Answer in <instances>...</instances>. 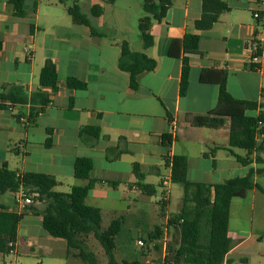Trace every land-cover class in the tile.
<instances>
[{
  "label": "crops",
  "instance_id": "0c3cea01",
  "mask_svg": "<svg viewBox=\"0 0 264 264\" xmlns=\"http://www.w3.org/2000/svg\"><path fill=\"white\" fill-rule=\"evenodd\" d=\"M89 1L88 14L80 0L75 3L90 17L92 26L100 34L74 23L67 11L71 5L66 0H27L25 18L12 14L9 0H0V93L6 85H22L30 95L42 92L50 101L39 114L36 125L27 121L30 104L23 107L7 104L0 109V165L7 163L20 174L53 176L58 181L54 190L62 192L57 190L60 188L65 190L62 193H69L73 186L90 182L77 178L74 171L76 159L88 157L94 167L92 178L97 183L86 203L101 210L103 228L114 219L123 218V227L128 221L139 227L145 224V228L150 227L148 237L158 226L168 231L170 217L184 205L183 201L177 213L169 211L171 188L175 184L171 180L175 155L188 159L187 175L192 182L222 183L245 176L253 168L257 183L258 175L264 173V152L259 154L261 164L254 161L245 166L227 150L211 151L213 147L230 144V118L219 129L192 126L188 118L208 115L217 107L221 71L227 72V90L233 98L258 104L257 110L247 111V115L264 112V48L258 52L260 59L254 64L246 50L252 40L264 43V6H258L259 0H221L230 10L221 14L211 29L204 31L195 27L203 15L204 0H172L165 19L152 25L154 45L148 49L144 48L142 37L136 42L130 37V0H125L121 7L118 0L113 4ZM35 2L38 6L33 13ZM96 4L104 9L100 17L91 16ZM136 5L143 8L142 0H136ZM258 9L261 17L255 18L254 12ZM108 11L112 18L106 19ZM190 33L200 35L198 50L186 51L177 45L174 52L179 57L171 56L173 42L182 41ZM124 41L132 51L145 53L157 62L153 71L139 76L137 90L130 84V74L119 68ZM186 55L190 58V76L188 90L182 95ZM47 61L57 68L55 89L40 85V73ZM203 73L206 82L201 81ZM71 77L87 83V88L70 89L67 79ZM22 112L25 117L19 118ZM85 127L98 128L100 135L95 136L92 131L82 133ZM167 134L172 135L170 146L162 138ZM48 139L51 140L49 147L46 146ZM18 147L20 155L13 150ZM235 152L241 156L246 153L241 149ZM136 165L143 175L141 179L135 173ZM162 168L169 170V175L161 176L158 185L148 183L153 174L161 175ZM141 184L154 186L155 193H144ZM256 190H250L246 197L250 193L254 198ZM8 194L12 197L7 198ZM154 195L159 197V208L149 205L146 210ZM16 196L14 193L0 196V209L24 214L14 253H0V264H12L6 257L16 255L21 247L42 263L52 257L61 262L67 259L70 264L72 257L77 261L74 264H86L76 252L68 250L66 240L44 231V202L20 208ZM237 222L231 213L232 249L224 264H234L233 254L250 238L237 228ZM148 250L143 253V260H136L153 264L156 257ZM163 251L164 259L165 248Z\"/></svg>",
  "mask_w": 264,
  "mask_h": 264
},
{
  "label": "trees",
  "instance_id": "16d2710c",
  "mask_svg": "<svg viewBox=\"0 0 264 264\" xmlns=\"http://www.w3.org/2000/svg\"><path fill=\"white\" fill-rule=\"evenodd\" d=\"M113 4L115 0H102ZM27 0H9L12 14L18 18L28 15ZM145 15L139 19V31L145 49L154 45L151 34L154 22L165 19L172 0H142ZM37 2L33 5V13L37 10ZM229 6L221 0H204L203 15L195 22L198 30L211 29L218 22L221 14L229 11ZM67 11L76 24L85 25L92 29L93 34H100L91 23L88 15L82 12L81 7L75 3L68 6ZM104 12L101 4H96L91 9V16L100 17ZM200 44L199 34H186L182 41H174L171 56L179 57L174 52L177 45H181L186 51H197ZM1 51V43H0ZM157 66L156 60L147 54L134 52L129 43L124 41L121 45L119 68L130 74V84L133 89L139 87L138 78L142 73L153 71ZM190 76V58L183 57L181 94L188 90ZM201 81L206 82L205 73L201 75ZM219 100L218 105L208 115L189 117L192 126L219 129L230 118V144L227 147H213L211 151L219 149L227 150L242 165L249 166L254 161L257 164L263 162L259 156L264 152V112L257 116L247 115V111L257 110L256 102L237 100L227 90V72L221 71L218 80ZM40 85L55 89L58 85L56 65L47 61L40 73ZM67 86L70 89H86L87 83L76 78H68ZM12 106L31 105L27 116L28 124L36 125L37 118L45 107L50 104L49 99L42 93L36 92L30 95L22 85H6L0 93V109ZM39 105V106H38ZM25 117L20 113L19 118ZM95 136L100 135L98 128L85 127L82 133L91 132ZM51 134V130H48ZM164 143L171 145L172 135L162 136ZM51 145V140L46 141V146ZM235 149L244 150L241 156ZM14 152L21 154L20 147L14 148ZM257 153L254 159L253 155ZM171 180L175 184H181L184 188L182 210L170 217L168 230L173 233L170 242L160 243L165 234L162 227H156L149 235V243L160 250L165 247L164 264H224L226 256L232 249V238L229 234V223L232 200L245 198L250 190L258 189L264 193L258 183L255 182V171L250 169L245 176L228 179L222 183L205 184L192 182L188 179V159L182 155H175L172 159ZM94 167L88 157H79L74 164L75 176L80 179H88L85 186H73L69 193L55 191L58 181L50 175L43 173H18L11 170L7 163L0 165V196L6 193L17 194L21 188L30 195H34L38 202H44L42 211L43 229L53 237L67 241L68 250L76 251V256L86 264H98L96 254L90 250L88 239L93 237L104 249L108 264H142L138 260L119 261L116 258L117 237L123 231V218L114 219L104 229L102 226V212L99 208L89 206L86 203L90 192L96 186L97 181L92 178ZM135 173L139 179L143 175L135 166ZM141 189L148 195L156 191L154 186L141 184ZM24 217L23 213L0 209V253L9 254L15 248L18 238L19 226ZM154 241H156L154 243Z\"/></svg>",
  "mask_w": 264,
  "mask_h": 264
},
{
  "label": "rangeland",
  "instance_id": "374dc122",
  "mask_svg": "<svg viewBox=\"0 0 264 264\" xmlns=\"http://www.w3.org/2000/svg\"><path fill=\"white\" fill-rule=\"evenodd\" d=\"M49 1V0H44ZM58 1V0H56ZM68 5H73L75 0H66ZM125 0H118V6L121 7ZM131 1V20H130V37L131 39L136 42L141 40V34L139 31V18L145 15V12L141 6L136 5V0ZM141 2V0H137ZM81 5L83 6L84 11L86 14L90 12V1L89 0H80ZM112 18V13L108 11L106 14V19ZM264 168V166H263ZM169 175V170L166 168L161 169V175L153 174L152 177L147 179L148 183H153L158 185L160 182L161 176ZM257 183L264 188V173H260L257 177ZM58 191H64V189H57ZM160 188L158 191L160 192ZM33 199L34 204H37L38 201L36 200L34 195H30ZM184 196V188L181 184H172L171 188V202L169 206V211L171 213H177L180 210V207L183 202ZM8 197H12L11 194L7 195ZM150 202L146 204V210L148 209L149 205H154L157 209L159 203V197L154 195L150 197ZM45 206V203H43ZM232 218L236 219L238 222L236 226L238 229H242V233L247 234L250 236L248 242L243 245L237 252L233 254L235 259L234 264H264V193L260 190L255 191V197L253 198V194H248L246 198H238L233 200L232 207H231ZM156 221L159 219L156 218ZM146 224L142 227L135 225L132 221H128L125 226L123 227L122 233L117 237V250H116V258L119 261L122 260H136L139 259L140 261L144 259L143 253L145 250H148V253H153L156 257L153 264H162L163 263V253L164 248L157 250L154 248L153 243H149L148 234L151 230L149 227L148 229ZM164 229V235L162 236L160 243L163 245L171 241L173 233L171 230L166 231ZM153 230H155L153 228ZM43 231V230H42ZM45 231V230H44ZM44 233V232H43ZM144 242V243H142ZM156 241H154L155 243ZM89 248L93 252L97 253L98 256V264H107L108 259L105 255L104 249L100 245V243L95 240L93 237L88 239ZM72 252H76L73 250ZM132 254V255H131ZM136 257V258H135ZM16 258V262L14 259ZM80 260V259H79ZM6 261L12 262V264H69L67 259H64V262L60 260L57 261L55 258L48 257L44 263L41 262V259L36 257L33 253H29L26 248L21 247L19 249V253L16 255H11L6 257ZM82 261V260H81ZM71 263L74 264L75 261L71 257Z\"/></svg>",
  "mask_w": 264,
  "mask_h": 264
},
{
  "label": "built area",
  "instance_id": "2783aa9c",
  "mask_svg": "<svg viewBox=\"0 0 264 264\" xmlns=\"http://www.w3.org/2000/svg\"><path fill=\"white\" fill-rule=\"evenodd\" d=\"M258 6L259 7L264 6V0H259ZM254 17L255 18L261 17L260 9H258L254 12ZM263 42H264V39H263ZM263 48H264V43H262L261 41L252 40L247 44L246 50L250 54L251 63H253V64L258 63V61L260 59L258 52L260 50H263ZM16 200H17L20 208L34 204L33 199L30 196V194H28L26 192V190H24L23 188H21L20 191L17 193ZM142 243H144V242H142ZM164 245H166V244H164ZM163 248H165V247H163ZM10 253H14V249H11ZM162 264H164V263H162Z\"/></svg>",
  "mask_w": 264,
  "mask_h": 264
}]
</instances>
